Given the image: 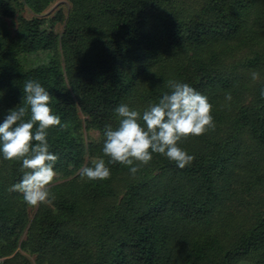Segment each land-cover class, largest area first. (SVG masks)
I'll return each mask as SVG.
<instances>
[{"label":"trees","instance_id":"16d2710c","mask_svg":"<svg viewBox=\"0 0 264 264\" xmlns=\"http://www.w3.org/2000/svg\"><path fill=\"white\" fill-rule=\"evenodd\" d=\"M49 1L0 0V105L23 106L28 80L48 90L49 106L63 125L47 136L49 151L59 157L52 182L72 176L49 187L55 199L37 206L22 248L36 264H236L250 258L264 264V0H197L196 10L185 0H69L59 36L60 11L37 15ZM17 4L35 15H18ZM4 17L16 20L13 34ZM242 33L243 46L234 49L228 43ZM187 46L210 51L176 71L147 74L166 61V50ZM243 48L250 54L240 67L262 77L246 102L249 80L225 67ZM170 81L188 84L212 105L214 130L178 142L194 160L180 169L154 153L135 175L129 166L108 164L104 129L118 127L116 107L127 104L142 114L170 94ZM228 94L232 99L219 104ZM77 110L101 142L84 148L77 140ZM101 158L110 178L81 179L83 165L93 167ZM21 163L0 153V239L7 241L27 223L23 195L9 192L23 177ZM76 186L85 191L84 202L74 194ZM119 193L97 222L95 207ZM243 211L247 218L230 235L229 225ZM1 264L28 261L17 253Z\"/></svg>","mask_w":264,"mask_h":264},{"label":"clouds","instance_id":"9594fccd","mask_svg":"<svg viewBox=\"0 0 264 264\" xmlns=\"http://www.w3.org/2000/svg\"><path fill=\"white\" fill-rule=\"evenodd\" d=\"M252 78L257 79L258 73L253 72ZM168 86L170 94H164L142 114L127 104L116 107L118 127L105 125L104 129L102 152L108 157V164L129 166L132 175L147 166L154 153L165 156L180 169L191 164L194 157L181 149L178 142L214 130L212 105L206 96L186 83L170 81ZM22 91L23 106L10 109L0 124V153L6 161L22 162L23 177L9 192H19L26 204L38 206L55 199L48 186L56 175L53 169L59 157L49 151L47 136L51 128L63 125L49 106L48 90L39 82L28 80ZM261 97L264 98V90ZM225 99L230 101L232 97L228 94ZM141 119L143 126L139 123ZM79 175L87 181H103L110 178V169L101 158L93 167L81 168Z\"/></svg>","mask_w":264,"mask_h":264},{"label":"rangeland","instance_id":"374dc122","mask_svg":"<svg viewBox=\"0 0 264 264\" xmlns=\"http://www.w3.org/2000/svg\"><path fill=\"white\" fill-rule=\"evenodd\" d=\"M184 6L191 8V9H197V0H185L183 1ZM180 5L181 2H180ZM71 5L69 0H50L47 5L42 9V11L40 13H38L37 15L40 14H44V13H49L52 14L55 11H60L62 13V21L63 22H59L56 24L55 26V31L56 33L60 34V31L62 30V26L64 24V21L67 19L68 17V12L70 11ZM17 14L21 15L24 18H30L33 15H35L29 8H27L26 6L17 4L15 7ZM2 23L4 24V28L6 29V32H10V34H13L16 26H17V22L14 18L12 17H4L2 20ZM245 40V35L242 33L240 34L237 38H235L234 40L230 41L228 44L232 45L234 47V49H236V47L234 45H238L240 47L243 46ZM240 41H242V43H240ZM209 46H204L201 48H198L196 46H187L181 50H166V53L164 55V58L166 57V61L164 60V62L153 66L149 69H147V74H150L152 72H163V71H167V70H173L176 71L179 68V64L180 63H187V60L190 57H194V56H204L206 55L210 50H209ZM240 51L235 52V54L233 55L232 58H229L226 60L225 62V67L226 70H233L235 72H237L240 75H244L250 82V89H249V93L248 95H246L244 102L250 101V99H252V96L254 95L255 91H256V86L258 84V82L261 80V76L258 75L257 79H253L252 78V73L255 72L253 70H245V68L240 67V62H242L246 57L249 56L250 52L246 49L243 48L241 49H237ZM59 59H61V56L59 57ZM62 62V61H61ZM256 73V72H255ZM227 102V100L224 98L219 99V104L225 103ZM9 108L4 105L1 104L0 105V123L4 122V119L6 118V116L9 114ZM76 116L79 119L80 123H79V129L77 132V140L84 146V148H87L88 144L90 142L92 143H98L102 141V138L100 136V134L98 133V131L91 127L89 124V119L86 117V115L80 111H76ZM222 136L224 137H228V134H226L225 132H221ZM245 142H247L248 138L246 136H244L243 139ZM243 145H246V143H244ZM86 157L87 154H85V160H84V165H85V161H86ZM83 165V167H84ZM82 167V168H83ZM72 178V176L64 178L63 180H59L57 182H52L48 187H51L53 185H56L57 183H62V182H66L68 180H70ZM74 194L78 197V199L81 202H84L83 200V194L84 192L80 191V187L78 188L77 186L73 188ZM72 193V191H71ZM121 194H118V197L115 198V200H111L109 203L102 201V204L95 207V209L92 211L91 215L93 216V218L95 220L101 219V218H106L108 215H106L110 208L112 207V204L115 203L117 204L118 199L120 198ZM56 201V200H55ZM54 201V202H55ZM21 202L25 205L26 208V213H27V223L25 224V228H23V230L17 235V237L13 240V237L8 238L7 239H0V252L1 249L3 248H7L9 250V252L7 253H2L0 254V264L11 258L12 256H14L15 254H21L24 256V258L28 261V264H36L35 262V255L28 253V251H25L22 248V244L23 242H25L27 240V229H28V223L29 221L32 219L37 206H30L28 204H26V202L24 201V199L21 200ZM82 206H85L82 205ZM89 210V209H88ZM87 210V211H88ZM90 212V211H89ZM88 212V213H89ZM233 214L234 211L232 210ZM106 215V216H105ZM238 217L236 218V220L230 224L229 226L231 227V232L230 235H232L235 231H237L239 229V225H243V221L247 218V211H243L242 213H237L236 214ZM13 240V241H12ZM253 258L248 259H244L236 264H254V262L252 261ZM40 264H46L45 262L40 263Z\"/></svg>","mask_w":264,"mask_h":264}]
</instances>
